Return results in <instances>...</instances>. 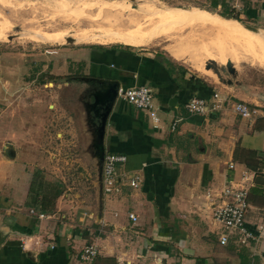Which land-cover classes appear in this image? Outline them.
<instances>
[{"label": "crops", "instance_id": "0c3cea01", "mask_svg": "<svg viewBox=\"0 0 264 264\" xmlns=\"http://www.w3.org/2000/svg\"><path fill=\"white\" fill-rule=\"evenodd\" d=\"M243 12L264 18L259 0H247ZM246 25L264 42V29ZM98 46L82 51L79 60L89 63L99 84L93 96L101 100L117 86H150L160 124L155 127L146 111L117 95L104 147L106 153L126 155L127 161L119 167L117 190L106 192L102 176V202L84 211L65 199L63 186L59 195L48 187L53 152L50 158L43 154L33 133L29 140L18 137L29 146L20 150L14 145L13 157L6 153L8 146H0V264H264V239L220 242L224 230L208 199L213 189L253 172L246 222L254 231L264 222V66L249 61L253 65L215 78L196 72L170 48L120 42ZM214 91L229 96L221 110H187L192 97L209 99ZM235 101L256 114L242 116ZM76 103L81 122L73 133L84 146L86 133L89 144L95 138L105 107L92 110L84 97ZM132 175L140 176L139 186L130 184ZM32 185L41 187L38 199ZM89 244L97 245L98 253L86 261L82 255Z\"/></svg>", "mask_w": 264, "mask_h": 264}, {"label": "rangeland", "instance_id": "374dc122", "mask_svg": "<svg viewBox=\"0 0 264 264\" xmlns=\"http://www.w3.org/2000/svg\"><path fill=\"white\" fill-rule=\"evenodd\" d=\"M5 1H0V21L5 20L4 24L8 26L4 37L0 38V146L15 145L22 150L29 145L27 141L18 142V137L21 135V139L29 140L33 133L43 154L50 158L53 152L55 161L52 165L55 166L52 172H48L47 181L57 183L63 180V191L67 194L65 199L82 211L90 210L91 206L103 200L99 181L102 163L88 152V134H85L82 146L73 133L77 129L79 132L81 122L74 106L77 104L76 98L84 97L92 110L107 108V98L100 100L99 97L95 102L93 93L99 84L90 73L89 63L79 61L82 58L81 52L93 50L98 45L107 47L120 42L116 36L110 35L135 29L137 20L154 11L152 5L176 9L201 8L221 18H232L220 14L227 12L238 16L237 20L264 29L263 17L258 20L244 14L247 0H223L224 3L218 6L214 0ZM259 1L263 6L264 0ZM104 3L113 12L95 9L96 4ZM75 32L85 38L77 42L56 39L60 34L73 37ZM215 33L211 31L205 37L201 27L191 28L180 24L168 31L167 35L158 36L154 32V38L140 46L162 48L166 52L169 47L186 51L199 59L204 71L197 70L187 62L191 68L215 78L220 73L227 76L234 69L240 71L251 66L249 57L262 52V48L260 51L256 44L243 39L241 41L233 35H221L214 40L215 36L212 35ZM200 35L205 41L199 40ZM73 54L77 56L74 60Z\"/></svg>", "mask_w": 264, "mask_h": 264}, {"label": "built area", "instance_id": "2783aa9c", "mask_svg": "<svg viewBox=\"0 0 264 264\" xmlns=\"http://www.w3.org/2000/svg\"><path fill=\"white\" fill-rule=\"evenodd\" d=\"M264 7V5H263ZM118 97L126 100L136 108L144 110L150 116L155 127L159 126L161 118L158 106L154 100L153 89L147 85L120 86ZM229 101V96L220 91H214L209 99L201 96H194L186 103V108L191 113H206L209 110H221ZM233 107L242 116L252 117L256 110L252 109L244 102L235 101ZM178 121L172 122V129H175ZM127 156L124 154L106 153L103 161V183L106 192L117 190L119 180V167L125 164ZM234 162L229 164L234 168ZM253 172L245 171L239 181L226 184L219 190L213 189L208 193V199L212 204V216L223 228V234L220 237L222 244H228L231 239L239 240L241 244H248L250 241H261L264 239V222L257 225L254 231L248 227L246 222L247 211L250 207L249 194L250 188L254 184ZM132 186H139L141 178L139 175L129 177ZM130 217L136 221L138 216L130 213ZM98 253V247L95 244L86 245L83 252V259L88 261L94 259Z\"/></svg>", "mask_w": 264, "mask_h": 264}, {"label": "bare ground", "instance_id": "6f19581e", "mask_svg": "<svg viewBox=\"0 0 264 264\" xmlns=\"http://www.w3.org/2000/svg\"><path fill=\"white\" fill-rule=\"evenodd\" d=\"M0 1H2V0H0ZM4 2H6V1L4 0ZM147 4H145V5H147ZM96 6L97 7L95 9L98 8L100 11L102 10L103 12H105V11L106 12H110V11L113 12V9H110L109 6L105 3L101 4V5L96 4ZM151 9L154 11L153 12L150 11L149 14L143 15L142 19L137 20V24L134 25V26H136L135 29H128V31H126V32H121V33H117L118 35H110V36H116L119 39V41L122 43H127L130 45H142V44H146V42H149L151 39L154 38V36H153L154 32L158 36L164 35L168 31L172 30L174 26H177L180 24H183L184 26L187 25L191 28L201 27V29L204 30V33H205L204 36L205 37H207V35H209V32H211V31L216 32L215 33L216 35L215 34L212 35V36H215V39L213 38L214 40H216L218 37L220 38L221 35L226 36V34H228L230 36L231 35L236 36L235 38H238L240 40L243 39L248 43H253L254 45L256 44L259 47L260 51L262 48V52L260 54L255 53L252 57H249V60L253 63L260 64V65L264 66V42L256 34V32L252 31V29L250 27H248L241 20H237L235 18H221V17H219L215 14H212L206 10L204 11L201 8L200 9L199 8L176 9L174 7L173 8H170V7L169 8L163 7L162 8V7H154V5H152ZM127 19L128 18H126V20ZM4 23H5V20L0 21V24H1V26H0V38L4 35L6 30L8 29V26L5 25ZM119 23H120V21H119ZM128 23H130V20L128 21ZM130 25L131 24H129V26ZM134 26H133V28H134ZM150 26L151 27L153 26V27L150 29L149 28ZM253 29L258 30V27L253 28ZM153 30H154V32H153ZM164 31H165V33H164ZM194 31H195V29H194ZM198 31L199 30H197V32ZM207 32H208V34H207ZM75 33L76 34H73L74 35L73 37H71V36L68 37L67 35H61L60 34L56 37V39L59 41L63 40V41L77 42L80 39L85 38L83 36L81 37L79 33H77V32H75ZM77 34H79V35H77ZM202 35H203V33H202ZM193 36H195V35L193 34ZM198 38H199V36H198ZM97 40H103V38H97ZM199 40L205 41V39L201 35H200ZM216 45H217V43H216ZM218 46H219V44H218ZM221 46H222V44H221ZM222 48H223V46H222ZM170 50L177 57L182 58L184 61L191 64L196 69L204 71L203 66L201 65L199 59H196L195 56L193 57L192 54L186 53V51H183V50L181 51L180 49L176 50L174 48H170ZM245 58H247V56Z\"/></svg>", "mask_w": 264, "mask_h": 264}, {"label": "water", "instance_id": "95a60500", "mask_svg": "<svg viewBox=\"0 0 264 264\" xmlns=\"http://www.w3.org/2000/svg\"><path fill=\"white\" fill-rule=\"evenodd\" d=\"M249 25L252 27H256V26L251 25V24H249ZM119 87L120 86H117V88L110 90V92L108 93V97L105 96V98H107V101H108V103L106 105L107 108L104 109V112L101 115V122L99 123V125L95 129V132H94L95 138L92 140V143L89 144V145H92L94 147V150L92 151V155L95 156L96 158H98L100 163H102L100 165V170H99V181L101 184H102V176H103V161H104L105 154H106L105 147H104L105 128H106V123H107L109 111H110V109H111V107H112V105H113V103H114V101L118 95ZM99 97H100L99 95H95V98H96L95 102L98 100ZM6 153L8 156L13 157L14 156V148L12 146H9V149L6 150Z\"/></svg>", "mask_w": 264, "mask_h": 264}, {"label": "trees", "instance_id": "16d2710c", "mask_svg": "<svg viewBox=\"0 0 264 264\" xmlns=\"http://www.w3.org/2000/svg\"><path fill=\"white\" fill-rule=\"evenodd\" d=\"M224 3V1L223 0H221V1H219V0H214V4H216L217 6H218V4H223ZM221 14V16L223 15L224 17L226 16V17H233V18H237V19H239V17L238 16H236V15H232L231 13L229 14V13H227V12H221L220 13ZM247 16L248 17H250V14H247ZM62 182H57V183H51L50 182V184L48 185V187L56 194V195H59L61 192H62ZM39 188H41V187H38V188H36L35 187V185L33 186L32 185V193H33V195H34V198H36V199H38L39 197H40V194H42L41 192H40V189ZM45 195V194H44Z\"/></svg>", "mask_w": 264, "mask_h": 264}]
</instances>
